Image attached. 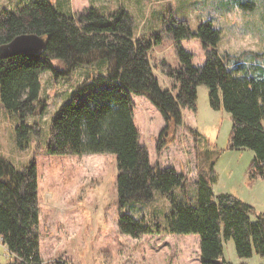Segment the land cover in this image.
Here are the masks:
<instances>
[{
  "label": "trees",
  "instance_id": "trees-1",
  "mask_svg": "<svg viewBox=\"0 0 264 264\" xmlns=\"http://www.w3.org/2000/svg\"><path fill=\"white\" fill-rule=\"evenodd\" d=\"M166 32L177 42L198 37L205 49L200 65H194L192 53L181 46L177 48L178 68L162 63L161 70L179 85L175 94L162 89L153 73L152 35L136 36L123 8L105 13L87 6L76 16L61 12L48 0H30L1 10L0 48L19 34H35L44 40L37 53H0V106L18 118L16 144L23 149L31 135L42 131L39 123H30L28 118L46 108L39 97L43 71L60 77L76 66L104 61L106 73L80 81L71 99L53 113L44 150L49 154L113 153L120 204L150 202L156 190L168 199L164 224L149 225L130 214L119 215L118 229L123 234H197L199 264H230L223 257V241L228 239L240 258L254 252L264 256V213L255 212L237 194L213 193L216 174L210 150L207 154L203 149L196 151L198 171L192 181L173 166L152 164L147 147L139 140L130 97V92L145 95L159 110L165 123L161 140L181 123L182 108L196 109L197 87L204 84L210 106L230 116L228 147L253 151L247 172L252 184L264 177V70L247 64L243 54H220V31L209 20L191 30L187 19L171 16ZM37 179L34 159L19 170L0 156V239L8 253L6 264H44L37 233ZM189 182L197 188L196 199L183 191L181 196L175 193ZM51 264L67 263L56 260Z\"/></svg>",
  "mask_w": 264,
  "mask_h": 264
},
{
  "label": "rangeland",
  "instance_id": "rangeland-1",
  "mask_svg": "<svg viewBox=\"0 0 264 264\" xmlns=\"http://www.w3.org/2000/svg\"><path fill=\"white\" fill-rule=\"evenodd\" d=\"M30 0H0V11L15 9ZM63 13L78 15L94 6L107 13L118 8L127 11L136 36L152 35L149 51L154 75L162 89L174 94L179 85L162 70L165 61L180 66L178 46L192 53L194 65L203 64L205 49L198 37L179 42L166 32L171 16L189 21L191 30L210 21L220 31V54L241 56L247 64L264 70V0H48ZM239 8V12L235 9ZM157 34V35H156ZM155 36L159 39L156 40ZM152 39V40H153ZM106 62L76 66L69 74L55 77L51 71L40 74L39 97L46 102L43 113L28 118L40 124L39 135H31L26 147L16 144L18 118L0 106V156L22 169L34 159L37 170L39 225L38 241L44 264L61 260L67 264H199L197 234H142L132 237L118 229L119 215L127 213L153 225L164 224L170 203L159 191L147 203L120 204L117 199L116 156L113 153L49 154L44 149L51 117L71 99L77 84L95 73H106ZM134 103L133 120L139 140L149 151L152 164L173 166L192 181L198 171L196 151L210 150L215 181L214 194L234 193L264 213V177L250 184L247 172L253 151L228 147L231 120L222 109L209 103L208 88L197 87L196 109L182 108L181 123L160 139L164 120L151 101L130 92ZM197 140V143L195 141ZM197 198L196 186L189 182L175 193ZM255 216L251 215L253 219ZM8 253L0 239V262ZM223 257L230 264H264V256H237L233 241H223ZM3 264V263H0Z\"/></svg>",
  "mask_w": 264,
  "mask_h": 264
},
{
  "label": "water",
  "instance_id": "water-1",
  "mask_svg": "<svg viewBox=\"0 0 264 264\" xmlns=\"http://www.w3.org/2000/svg\"><path fill=\"white\" fill-rule=\"evenodd\" d=\"M44 46V40L35 34H19L0 48V53L5 56L19 53H37Z\"/></svg>",
  "mask_w": 264,
  "mask_h": 264
},
{
  "label": "clouds",
  "instance_id": "clouds-1",
  "mask_svg": "<svg viewBox=\"0 0 264 264\" xmlns=\"http://www.w3.org/2000/svg\"><path fill=\"white\" fill-rule=\"evenodd\" d=\"M235 11H236V12H239L240 10H239V8H237V9H235Z\"/></svg>",
  "mask_w": 264,
  "mask_h": 264
},
{
  "label": "crops",
  "instance_id": "crops-1",
  "mask_svg": "<svg viewBox=\"0 0 264 264\" xmlns=\"http://www.w3.org/2000/svg\"><path fill=\"white\" fill-rule=\"evenodd\" d=\"M0 263L6 264L5 261L4 262H0Z\"/></svg>",
  "mask_w": 264,
  "mask_h": 264
}]
</instances>
